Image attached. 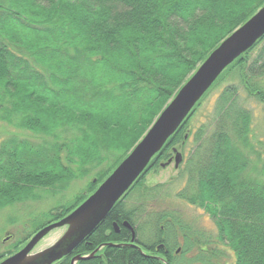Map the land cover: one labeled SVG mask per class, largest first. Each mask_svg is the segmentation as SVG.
<instances>
[{"label":"trees","instance_id":"1","mask_svg":"<svg viewBox=\"0 0 264 264\" xmlns=\"http://www.w3.org/2000/svg\"><path fill=\"white\" fill-rule=\"evenodd\" d=\"M263 4L0 0V122L37 137L11 134L0 141V209L34 199L36 189L61 192L92 171L95 178L67 204L34 218L32 231L0 252V261L90 195L198 65ZM229 73L238 76L247 96L264 104V35L221 73L103 221L54 264H70L74 255L99 246L91 259L76 264H172L173 248L160 226L169 215L158 213L155 239L143 245L137 226L143 203L126 210L122 203L169 149L179 143L186 152L189 140L194 147L186 158L182 153L185 186L176 197L212 218L217 240L233 254L230 264H264V181L246 176L252 116L240 104L237 86L219 92L208 135L205 125L186 131L203 98ZM150 191L139 195L146 203ZM124 221L134 230L133 242Z\"/></svg>","mask_w":264,"mask_h":264},{"label":"rangeland","instance_id":"2","mask_svg":"<svg viewBox=\"0 0 264 264\" xmlns=\"http://www.w3.org/2000/svg\"><path fill=\"white\" fill-rule=\"evenodd\" d=\"M231 84L237 86V98L240 104L250 110L252 116L250 142L252 143L253 152L248 155L246 176L259 177L264 181V104L246 95L236 74H227L217 84L218 87L216 86L206 94L192 116L189 122L190 126L186 131L193 132L196 127L205 125V135L210 133L213 127L211 119L214 112V102L221 89ZM11 134L32 140L37 138L29 131L17 129L0 122V141ZM186 146V149L190 152L194 144L189 140ZM172 149H176L181 155L184 152L179 143L174 145ZM172 149H169L166 152L167 154L165 153L154 164V167L145 174L142 180L143 185L138 186L128 195V198L123 200L122 207L125 210L138 207L143 203L142 212L137 223V226H140L138 238L143 245L153 243L156 234L154 221L159 218L158 213H165L169 216L161 221L160 226L163 229V238L169 247L173 248L172 264L232 263L233 254L224 243L217 240L218 233L212 218L201 208L190 205L176 197L178 192L185 186V177L183 178V173L179 172L183 165L181 162L182 165L179 164L177 168L174 167V152ZM186 152H184L185 158L188 154ZM169 158L172 159L170 164L161 167L160 164L166 163ZM93 173L94 171L88 177L69 181L61 192L36 189L34 199L16 202L0 209V252L5 251L12 245H17L21 239L29 234L33 229L32 222L34 218H38L39 215L56 205L67 204L80 191H84L87 181L93 179ZM93 180L95 182V178ZM150 189L149 193L145 192L148 195L146 197L150 199L146 203V200L139 195ZM64 229L58 228L51 231L35 246L34 250H40L51 245L61 236ZM174 249H176V252ZM143 251L146 252L145 249Z\"/></svg>","mask_w":264,"mask_h":264},{"label":"water","instance_id":"3","mask_svg":"<svg viewBox=\"0 0 264 264\" xmlns=\"http://www.w3.org/2000/svg\"><path fill=\"white\" fill-rule=\"evenodd\" d=\"M263 35L264 4L225 37L198 65L127 156L90 195L66 216L37 230L20 249L2 259L0 264H54L70 255L103 221L116 202L147 169L153 157L187 118L221 73ZM173 152L174 167L177 168L182 161V155L176 149H173ZM171 161L172 159L169 158L160 166L165 167ZM122 225L130 230V240L133 242L135 238L133 228L127 221H124ZM58 228H65L59 238L43 249L34 250L46 235ZM113 228L114 231H119L116 223H113ZM100 248L101 246L97 247L88 255H74L70 264L91 259Z\"/></svg>","mask_w":264,"mask_h":264}]
</instances>
